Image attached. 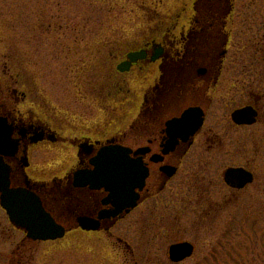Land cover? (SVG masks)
<instances>
[{
    "label": "flooded vegetation",
    "instance_id": "obj_1",
    "mask_svg": "<svg viewBox=\"0 0 264 264\" xmlns=\"http://www.w3.org/2000/svg\"><path fill=\"white\" fill-rule=\"evenodd\" d=\"M236 1L186 0V3L182 0L164 22L149 31V35L135 39L136 45L123 49L114 62L112 59L114 74L129 78L131 81L125 85L131 84V88L129 99L117 100L112 110L122 112L121 116L106 122V127H70L65 131L53 127L47 117L35 110L37 103H27L25 93L0 82V230L10 240L17 239L15 250L20 249L21 253L16 254L18 259L14 264H25L29 257L27 252L35 251L36 244L55 243L72 235L83 234L89 240L102 237L111 240L114 237L111 231L131 215L134 225L146 218L144 228L151 232L152 239L158 235L153 233L154 229L160 227L166 228L169 236L181 230L185 210L179 201H184L185 181L194 182L195 198L203 188L201 170L193 176L196 157L190 158V155L196 152L201 135L206 136V150L222 146L218 135L210 132L214 130L212 126L208 131L212 134L210 137L205 131L209 112L218 99L221 103L224 101L225 106L238 97L249 100L231 107L226 119L232 128L251 127L259 122L264 112V93L259 94L253 88L256 79L249 83L244 77H238L262 63L253 54L240 57L253 42L240 37L247 22L244 16H238ZM257 44H263V40ZM258 51L264 55V44ZM245 107L255 112V122L250 125L234 123L233 112ZM190 109L200 113L198 119L202 123L187 137V127L191 129L197 119L191 117V113L182 119ZM120 124H123L121 128ZM121 149L126 151L124 160L128 164L124 169L135 177L129 182L130 187L133 186L135 206L128 213L113 204L117 167L112 161L122 154ZM42 150L61 151L65 157L44 165L41 160L36 162ZM106 161L111 162L105 166ZM141 168L146 177L139 189L137 176ZM227 168L220 175L227 194H219L217 198L244 192L255 182L253 171L247 166H238L233 168L251 172L253 181L242 188L231 186L223 179ZM7 190L21 192L29 203L38 202L51 218L55 234L59 232L61 236L53 240L29 238L24 228L11 221L2 206V196ZM202 198V194L197 197L198 201ZM228 202L229 199L209 200L210 212L197 206V223L200 225L207 214L209 219H215ZM144 211L143 218L140 214ZM158 219L164 224L158 223ZM170 220L172 226H163ZM114 239L130 251L133 260L134 256H139L120 238ZM182 242L188 241L176 240L169 246ZM168 248L165 257L170 264L188 259L177 263L170 261ZM134 264L138 262L134 260Z\"/></svg>",
    "mask_w": 264,
    "mask_h": 264
},
{
    "label": "rangeland",
    "instance_id": "obj_2",
    "mask_svg": "<svg viewBox=\"0 0 264 264\" xmlns=\"http://www.w3.org/2000/svg\"><path fill=\"white\" fill-rule=\"evenodd\" d=\"M178 2L182 4V0H0V80L4 81L0 82L25 93L27 103H37L35 110L53 127L64 131L70 127H106V122L121 116L122 112L112 110L117 100L129 99L131 88V84L125 85L131 81L129 78L114 74L111 60L114 62L123 49L136 45L135 39L149 35L180 5ZM236 3L238 16H244L247 22L240 37L253 42L240 57L253 54L262 63L255 61L258 67L238 77L249 83L256 79L254 91L263 94L264 55L258 50L264 44V0ZM262 40L263 44L258 45ZM248 101L238 97L225 106L218 99L209 112L206 134L212 126L210 132L218 135L222 146L206 150V136L201 135L195 148L199 154L190 155L196 157L193 176L201 170L204 178L203 188L198 190L203 198L198 201L194 182L185 181L184 201L179 199L185 210L180 231L169 236L166 228L160 227L154 229L158 237L152 239L151 232L144 228V211L140 214L144 219L135 225L132 215L121 221L111 231V240H89L78 234L55 243L36 244L35 251L27 252L25 264H134V260L138 264H170L165 254L176 240L195 246L193 256L178 264H264V112L259 122L248 128H232L226 119L231 107ZM52 152L42 150L36 162L41 160L45 165L65 157L61 151ZM231 166H247L255 174V182L244 192L217 198L227 194L220 175ZM214 199L229 202L215 219L204 215L199 225L196 207L210 212L209 200ZM157 222L164 224L163 220ZM172 222L163 226H172ZM115 237L139 256L133 260ZM16 241L1 231L0 264L16 263L20 252L15 250Z\"/></svg>",
    "mask_w": 264,
    "mask_h": 264
},
{
    "label": "water",
    "instance_id": "obj_3",
    "mask_svg": "<svg viewBox=\"0 0 264 264\" xmlns=\"http://www.w3.org/2000/svg\"><path fill=\"white\" fill-rule=\"evenodd\" d=\"M196 111V110H195ZM194 110H188L182 116V119L189 116L198 119L200 113H195ZM255 112L251 107H245L239 110H236L232 114V119L234 123L239 125H250L255 122L254 119ZM181 119V120H182ZM193 119V120H194ZM194 120L191 124V129L187 127V132L185 135L192 134L201 126L202 120ZM180 120V121H181ZM190 122V121H189ZM122 154L116 155L117 158L114 159V162L117 167L116 174V187L112 189V194H114L113 204L118 207V210H125L126 213L130 211L131 208L135 206V197L133 196V186L130 187V181H134L135 177L130 176L129 171H126V151L121 149ZM111 161H106L105 166H107ZM146 177V172L141 168L137 176V181L139 182V189L142 188L143 182ZM224 181L225 183L234 186L236 188H242L245 185L253 181L252 173L243 169V168H227L224 172ZM21 192H13L7 190L6 194L2 196V206L9 215L11 221L17 226L24 228L27 232V236L33 240L36 238L47 240V239H56L61 236V233L55 234L54 226H52L51 218L42 210L38 202L35 204L29 203L26 200V196H21ZM112 198V197H111ZM40 216H42L40 218ZM52 228V232L51 229ZM193 245L189 242L177 243L169 246L168 254L169 259L172 262H180L186 258H189L192 255Z\"/></svg>",
    "mask_w": 264,
    "mask_h": 264
}]
</instances>
